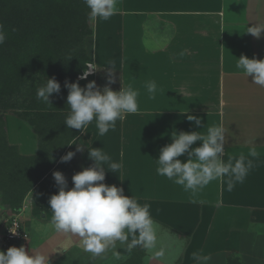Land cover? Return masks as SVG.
Returning a JSON list of instances; mask_svg holds the SVG:
<instances>
[{"label":"crops","instance_id":"0c3cea01","mask_svg":"<svg viewBox=\"0 0 264 264\" xmlns=\"http://www.w3.org/2000/svg\"><path fill=\"white\" fill-rule=\"evenodd\" d=\"M255 26L264 27V0H118L117 14L94 20V80L102 89L114 65L111 87L119 91L124 82L132 84L139 92V112L117 121L104 136L95 122L90 124L74 144L76 154L64 175L71 188L72 176L94 163L87 145L102 148L122 164L123 181L106 171L104 182L151 204L163 249L152 254L151 264H195L196 251L210 257L207 264H227L233 254L244 264H264V88L235 67L242 54L264 59V30L259 37L248 32ZM149 81L157 84L154 98L147 91ZM188 115L201 118L202 125L188 121ZM5 121L15 131L11 141L7 128L9 142L22 155H35L39 146L33 128L14 113L6 114ZM220 122L227 131L225 161L247 154L251 144L260 153L243 184L228 191L217 180L192 192L157 175L155 159L171 142L173 130L206 132L205 125ZM80 144L83 151H76ZM56 193L58 186L53 192L42 188L27 194L20 217L29 237L3 249L34 248L49 255V264H125L142 252L144 264L149 254L141 247L131 254L118 247L127 256L122 262L115 261L111 250L93 258L78 237L48 228V201ZM3 226L0 218V247Z\"/></svg>","mask_w":264,"mask_h":264},{"label":"clouds","instance_id":"9594fccd","mask_svg":"<svg viewBox=\"0 0 264 264\" xmlns=\"http://www.w3.org/2000/svg\"><path fill=\"white\" fill-rule=\"evenodd\" d=\"M89 9L92 20H109L117 14L118 0H83ZM264 27H250L248 32L259 37ZM7 33L0 24V45L6 42ZM93 41L95 33L92 34ZM95 44H93V49ZM182 55V53H181ZM107 74V83L101 89L95 80L81 86L80 80H87L97 69L94 58L85 64V70L76 82L65 81L68 90V114L64 124L68 129L86 132L95 122L100 136L115 130L117 121H123L128 114L139 112V92L132 84L125 82L119 91L113 90L116 83L115 66ZM235 67L246 77H252V83L264 88V59L249 58L242 54L237 58ZM147 91L154 98L157 91L155 81H149ZM61 92V84L55 77H47L37 86L36 99L52 106L50 97ZM188 121L196 126L202 125L201 118L188 115ZM206 127L202 131L171 132V142L160 149L156 162V173L166 177L185 191L195 192L219 180L232 191L237 184H243L250 171L256 166L260 153L254 144L248 147L247 154L241 152L237 157H228L225 161L227 131L220 122ZM74 137L68 145L77 144ZM198 146H194L197 142ZM88 158L94 163L72 176L73 186L61 171L53 172L58 193L49 198L51 221L48 225L56 233H66L78 237L82 250L91 253L93 258L102 256L111 250L117 262L127 260L117 250L123 248L131 254L133 248L141 247L146 253L144 264H151L152 254H162L159 247V226L151 215V204L140 202L135 196L125 195L124 188L105 183L106 171L118 174L121 179L122 164L114 161L102 148L88 146ZM84 145L76 151H83ZM75 152L69 151L61 157V163L70 162ZM184 157V159H181ZM34 227H38L34 224ZM15 233L14 231H12ZM195 264H207L209 256L200 251L192 253ZM0 264H49V255L34 248L26 250L24 246H11L7 251L0 250Z\"/></svg>","mask_w":264,"mask_h":264},{"label":"trees","instance_id":"16d2710c","mask_svg":"<svg viewBox=\"0 0 264 264\" xmlns=\"http://www.w3.org/2000/svg\"><path fill=\"white\" fill-rule=\"evenodd\" d=\"M88 13L83 0H0V24L7 33L6 42L0 45V218L3 221L20 215L29 192L42 188L55 191L53 172L64 174L68 162L61 163V157L72 151L74 144L67 143L81 134L64 124L69 111L64 84L66 80L76 82L85 64L92 60L86 39L94 33V20ZM45 76L55 77L61 84V92L50 97L52 106L36 99L37 86ZM92 80L94 76L89 75L79 83L85 86ZM8 113L22 118L36 132L39 148L35 155H22L18 146L9 142L5 121ZM142 255L138 252L125 264H141ZM227 264L244 262L240 255L233 254Z\"/></svg>","mask_w":264,"mask_h":264},{"label":"built area","instance_id":"2783aa9c","mask_svg":"<svg viewBox=\"0 0 264 264\" xmlns=\"http://www.w3.org/2000/svg\"><path fill=\"white\" fill-rule=\"evenodd\" d=\"M3 236L5 243L13 241H26L29 233L24 226L20 215H14L4 221ZM14 231L15 233H13Z\"/></svg>","mask_w":264,"mask_h":264},{"label":"rangeland","instance_id":"374dc122","mask_svg":"<svg viewBox=\"0 0 264 264\" xmlns=\"http://www.w3.org/2000/svg\"><path fill=\"white\" fill-rule=\"evenodd\" d=\"M93 44H94V41H93V39H92V35L91 36H88L87 37V39H86V45H87V49H88V52L90 53H92L93 52ZM83 73V72H82ZM80 75H82V74H79L78 75V77L80 76ZM9 124H7L8 126H7V128H8V133H9V139L11 140V141H15L16 139L14 138V137H12V136H14L13 135V132H15L14 131V127H12V125H11V123H10V121L8 122ZM10 131V132H9ZM12 138H13V140H12ZM4 247H0V250H3V251H7V250H5L8 246H6V244L5 243H3L2 244ZM3 248H5V249H3Z\"/></svg>","mask_w":264,"mask_h":264}]
</instances>
